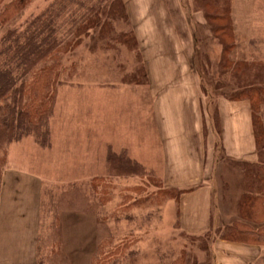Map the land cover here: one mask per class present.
Returning a JSON list of instances; mask_svg holds the SVG:
<instances>
[{
  "label": "rangeland",
  "instance_id": "rangeland-1",
  "mask_svg": "<svg viewBox=\"0 0 264 264\" xmlns=\"http://www.w3.org/2000/svg\"><path fill=\"white\" fill-rule=\"evenodd\" d=\"M55 1L32 0L0 26V38ZM110 1L89 0L100 4V22L62 55L48 143L39 144L28 134L8 147L0 187V257L18 254L12 264H93L98 252L123 243L126 248L115 264H213L209 246L216 230L196 237L176 225V194L166 192L167 155L158 131L166 118L154 110L151 60L158 42L172 46L173 36L166 31L175 30L181 44L191 41V29V60L200 73L201 96L227 97L237 77L220 68L224 43H234L228 51L231 60L264 62V0H230L232 35L225 39L209 31L202 2L121 0L127 18L112 22L111 36L124 35L116 40L99 36ZM142 14L154 19L140 20ZM213 107L208 98V114ZM187 110L186 149L197 160L196 116ZM262 115L264 123V107ZM210 117L218 126L215 111ZM122 150L143 166L145 175L109 172V151ZM216 152V176L209 185L216 202L214 222L222 220L218 225L223 226L224 219L226 224L236 219L244 187L240 169ZM205 245L206 250L200 249ZM254 264H264V256Z\"/></svg>",
  "mask_w": 264,
  "mask_h": 264
},
{
  "label": "trees",
  "instance_id": "trees-1",
  "mask_svg": "<svg viewBox=\"0 0 264 264\" xmlns=\"http://www.w3.org/2000/svg\"><path fill=\"white\" fill-rule=\"evenodd\" d=\"M31 1L0 0V26L16 18ZM195 1L204 4L201 3L200 8L209 31L220 39L231 38L230 0ZM90 3L89 0H56L21 29H10L0 38V187L7 150L12 142L28 134L34 135L39 144L46 145L49 141L47 122L53 112L64 69L62 55L100 22V4ZM65 14L69 17L65 18ZM124 18H127L124 3L111 0L107 18L100 23L99 36L114 40L123 37L122 34L116 37L111 34L112 22ZM224 45L220 68L237 77L227 98L249 103L257 160L230 161L241 171L244 191L237 202L236 219L216 229L215 235L224 240L264 246V62L231 60L228 51L234 48V43ZM107 164L111 174L143 176L146 171L125 152H110ZM169 191L176 194L175 198L182 192L167 187L166 192ZM205 239L210 241V235ZM125 248L121 243L107 253L98 252L93 264H115L120 261ZM200 249L206 250L207 246ZM177 264H183L182 260Z\"/></svg>",
  "mask_w": 264,
  "mask_h": 264
},
{
  "label": "crops",
  "instance_id": "crops-1",
  "mask_svg": "<svg viewBox=\"0 0 264 264\" xmlns=\"http://www.w3.org/2000/svg\"><path fill=\"white\" fill-rule=\"evenodd\" d=\"M145 1L136 0L142 5L146 4ZM149 15L142 14L139 19H148ZM150 18L154 19L152 16ZM166 33H169L167 37L173 36L170 40L172 46L158 42L155 58L151 60V89L152 95L156 97L154 110L158 118H166L162 128H158L167 155L166 187L182 191L175 199L178 207L176 225L184 234L197 237L227 225L225 219L223 226L218 225L222 220L214 222L216 202L213 201V190L209 183L216 176V150H220V160L224 162L257 160L251 111L246 100H230L220 93L202 97L200 73L196 69V62L191 60V50L195 48L194 31L188 29L191 41H182V45L175 41V30ZM208 98L214 102L209 114ZM187 109L196 116L192 126L199 149L197 160H193L186 149L188 138L183 124ZM213 111L218 116V126L213 124L210 117ZM121 152L129 156L125 150ZM228 214L222 210L223 216ZM209 250L212 251L213 264H254L259 257L264 256V246L224 240L216 236L215 232ZM17 256H1L0 264H12Z\"/></svg>",
  "mask_w": 264,
  "mask_h": 264
}]
</instances>
